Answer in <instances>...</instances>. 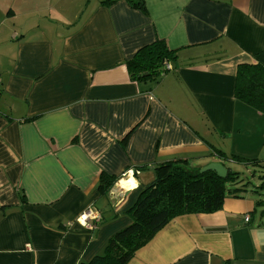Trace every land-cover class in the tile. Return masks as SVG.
I'll return each instance as SVG.
<instances>
[{"label":"crops","instance_id":"obj_1","mask_svg":"<svg viewBox=\"0 0 264 264\" xmlns=\"http://www.w3.org/2000/svg\"><path fill=\"white\" fill-rule=\"evenodd\" d=\"M156 39L167 70L133 79ZM244 63L264 65V0H0V264L89 261L159 162H264V113L235 97ZM257 194L173 217L127 264H264Z\"/></svg>","mask_w":264,"mask_h":264},{"label":"trees","instance_id":"obj_2","mask_svg":"<svg viewBox=\"0 0 264 264\" xmlns=\"http://www.w3.org/2000/svg\"><path fill=\"white\" fill-rule=\"evenodd\" d=\"M134 5L142 3L137 1ZM172 55L174 51L168 49L165 41L156 39L140 48L126 65L133 79H155L167 70L164 65ZM235 97L264 113V65L244 63L237 66ZM226 158L257 170L261 181L257 185L250 180L244 181L240 172L231 168L225 178L213 171L193 175L190 171L195 169L187 166V157L159 162L153 167V180L143 186L127 211L130 223L114 233L99 254L78 264H127L173 217L212 213L222 208L226 197L244 198L247 192L260 193L264 189V162L236 156ZM261 202L257 200L256 204Z\"/></svg>","mask_w":264,"mask_h":264},{"label":"rangeland","instance_id":"obj_3","mask_svg":"<svg viewBox=\"0 0 264 264\" xmlns=\"http://www.w3.org/2000/svg\"><path fill=\"white\" fill-rule=\"evenodd\" d=\"M230 168L233 169L234 171L240 172V176L245 179L244 181H246V180L249 181L250 180L251 183L252 184H255V185H257L261 181L258 178V175L260 173L257 170L256 171L253 170V168L246 169L245 167L240 166V165H231ZM261 191L257 195H254L255 198H257V199H264V194H261Z\"/></svg>","mask_w":264,"mask_h":264},{"label":"water","instance_id":"obj_4","mask_svg":"<svg viewBox=\"0 0 264 264\" xmlns=\"http://www.w3.org/2000/svg\"><path fill=\"white\" fill-rule=\"evenodd\" d=\"M146 75V73H145ZM207 171L215 172L219 177L225 178L228 173V167H225L223 164L219 162H210L199 169H195L190 171L193 175L202 174Z\"/></svg>","mask_w":264,"mask_h":264},{"label":"clouds","instance_id":"obj_5","mask_svg":"<svg viewBox=\"0 0 264 264\" xmlns=\"http://www.w3.org/2000/svg\"><path fill=\"white\" fill-rule=\"evenodd\" d=\"M127 175L129 177L128 180L127 181H121L120 183L126 190L131 192V191H133L139 187V183H138V181H136L134 179V176H133L131 169H129V172L127 173ZM87 219H88V216L82 214L80 217H78V222L81 224V226L87 227L88 226L86 223Z\"/></svg>","mask_w":264,"mask_h":264},{"label":"built area","instance_id":"obj_6","mask_svg":"<svg viewBox=\"0 0 264 264\" xmlns=\"http://www.w3.org/2000/svg\"><path fill=\"white\" fill-rule=\"evenodd\" d=\"M82 214L88 216V219L86 221L88 225L87 228H90V229L94 228L95 223L99 220V217H100L98 211L92 208H87L86 210L82 211V213H80L78 217H80ZM78 217H77V220H78ZM248 220H249V217H245V221H248Z\"/></svg>","mask_w":264,"mask_h":264}]
</instances>
